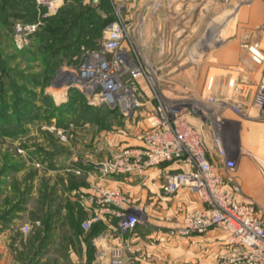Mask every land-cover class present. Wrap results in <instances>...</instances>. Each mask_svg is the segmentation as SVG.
I'll use <instances>...</instances> for the list:
<instances>
[{"label": "rangeland", "instance_id": "1", "mask_svg": "<svg viewBox=\"0 0 264 264\" xmlns=\"http://www.w3.org/2000/svg\"><path fill=\"white\" fill-rule=\"evenodd\" d=\"M5 1L10 7L5 9L2 18L0 16V264H102L92 240L104 230L92 223L88 230L80 226L86 215L78 206L74 194L87 190L92 184L86 179L89 171L86 161L102 162L109 158L113 153L109 145L127 132L124 118L106 114L100 109H92L98 117H103L100 122L92 116L93 112L83 117V103L99 107L103 105L93 104L84 95L82 99L71 94L54 82L57 70L64 65L75 64L90 48L76 46L64 53L53 51L52 56L49 49L57 43L55 36L41 37V33H37L45 26H62L60 22L70 18V13L64 12L76 7L77 1L63 0L59 7L64 12L61 9V12L51 13L41 7L32 9L28 0ZM232 1L153 0L158 12L147 20L150 26L146 25L145 28L139 26L143 23L139 12H142L147 0H98L95 8L102 14L104 9L110 10L113 19L119 14L126 15V23L130 27L125 42L127 50L137 55L144 67L148 68L155 91L164 95L159 78L171 79L170 75L165 76L168 75L166 72L174 67L175 71L171 74L176 73L182 66L178 61L185 60L187 63V58L200 54L197 34L201 27L185 29L189 30V41L183 43L179 41L181 37H176V43H171V46L165 43L157 45L155 41L144 47L141 36L156 38L153 33H157L155 23L159 21V36L175 38L182 25L181 6L176 5L182 3L184 9L186 5L192 7L199 4L202 7L203 4L208 20L204 35L201 34V39L204 38L201 45H208L216 41V30L224 34L234 9L223 8L220 13H212ZM81 2L89 4V0ZM194 13L196 15V8ZM191 15L188 13L189 17L184 18L190 21V25L196 19L195 15ZM155 16L158 18L156 21ZM214 19L218 24H213ZM17 21H39L36 33L20 48L12 40L13 24ZM107 24L101 27L97 41L103 39ZM134 29L140 37H133ZM160 53L161 58L158 57ZM162 64L164 67L160 70L153 68ZM178 64L181 66L177 67ZM57 129L67 134L66 141L60 139ZM105 176L101 174V177ZM167 200L166 206L161 207L158 200L149 199L148 196L142 198L138 202V209L143 213L141 224H146L151 217L176 214L178 210L172 208L173 200ZM162 208H168L170 215L163 214ZM188 211L192 210L178 211L182 218L180 224L168 229L170 235H177L176 231ZM73 222H78L79 227H75ZM26 224L29 230L23 232L22 226ZM111 230L118 233L113 227ZM187 242L198 246L193 248L194 251L198 250L194 254L210 260V264L246 263L245 250L229 244L218 229H213L209 236Z\"/></svg>", "mask_w": 264, "mask_h": 264}, {"label": "crops", "instance_id": "2", "mask_svg": "<svg viewBox=\"0 0 264 264\" xmlns=\"http://www.w3.org/2000/svg\"><path fill=\"white\" fill-rule=\"evenodd\" d=\"M152 1L147 0L143 4L142 12H139L140 20L143 21L140 27L145 28L149 25L147 20L158 12ZM181 4L176 5L181 6L182 25L174 35L175 38L166 39L159 36L158 32L161 27L157 21L155 23L157 33H153L156 38L141 36L144 39V47L149 42L155 41L157 45L174 44L176 37H181L182 39L178 40L186 43L189 41V30L187 32L185 29L192 26L196 29L201 27L197 35L199 44L202 46L204 38L201 39V34L204 35L208 20L205 18L203 4L202 7L199 4L192 7L186 5L184 9ZM223 8L234 9L233 17L224 28V34L221 35L220 30H216L218 33L216 41L208 45L204 44L202 47L199 46L197 50L200 54L190 56L189 59L185 58L187 63L185 60L178 61L182 66L178 64L177 67H181L176 73L171 74L175 71L174 67L166 72L168 75L165 76L170 75L174 80L169 77L163 80L159 78L158 82L162 85L165 97L172 100L181 99L198 105L197 112H186L187 121L193 129H197L202 134L207 159L215 163L219 171L222 169L223 160L217 156L215 145L212 142V132L216 131L225 146L228 158L235 162L233 174L240 183L242 197L252 200L258 215L262 216L264 213V109L256 107L254 99L257 92L264 87V58L261 62L253 61L248 46L259 49L264 57V0H233L212 15L220 13ZM188 13H192V17L196 16L192 25L189 24V20L184 19L187 18ZM122 18L128 21L125 14ZM156 19H158L157 16H155V21ZM213 22L214 25L218 24L217 19ZM132 34L133 37H140L136 29ZM123 48L127 50L125 43H123ZM162 53L158 55L159 58L162 57ZM155 67L160 70L164 64L153 68ZM137 100L139 105L132 115L124 117V128L127 131L124 133L127 135H120L118 140L109 145L113 153L123 146L138 145L141 130L148 126L146 114L152 109L154 101L150 98L148 88L142 82L137 89ZM232 104L239 107V114L231 109ZM218 123H220V128L217 126ZM86 163L99 162L87 160ZM183 168L185 166L182 162H174L151 167L145 177L135 173H118L101 177L100 169L92 167L89 168L86 179L91 183L97 182L120 190L130 197L132 203L138 208V202L146 196L149 199L158 200L161 207L166 206L167 199L173 200L172 208L178 211L203 208V203L199 198L184 188L166 196L161 193L162 173ZM178 211L173 216H167V213L170 215L168 208H162L161 212L167 217H151L146 224H141V220L136 224L133 232L120 235L116 232L112 233V225L101 222L105 226L104 231L92 242L97 254L101 257L102 264H110L111 248L121 246L122 243H127L126 264H210V260L194 254L198 250L194 251L193 248H198V246L187 241L189 239L199 240L201 236H209L213 229L220 231L221 229L214 227L203 233L183 237L178 234L172 236L168 229L180 224L182 216L178 215ZM110 218L116 221L114 217ZM104 220L106 219L101 221ZM100 252L103 254L100 255Z\"/></svg>", "mask_w": 264, "mask_h": 264}, {"label": "built area", "instance_id": "3", "mask_svg": "<svg viewBox=\"0 0 264 264\" xmlns=\"http://www.w3.org/2000/svg\"><path fill=\"white\" fill-rule=\"evenodd\" d=\"M36 7L49 13L57 11L63 0H33ZM12 40L17 48L27 43L36 31L39 21L29 23L17 21L13 24ZM129 26L119 14L110 21L104 36L96 48L89 49L75 64L64 65L57 70L54 79L64 90L77 88L93 104H104L118 109L124 117L132 115L139 105L137 89L140 82L149 90L153 107L146 114L147 128L139 135V144L123 146L109 158L99 162L101 174H137L145 177L151 167L165 163H183L185 168L162 173L161 193L170 195L181 188L196 195L203 208L184 214L182 225L176 233L180 236L203 233L211 228L221 229L228 243L245 250V264H264V213L259 216L255 203L242 197L237 177L233 174L235 162L228 158L218 133L212 132V142L217 156L223 160L219 171L215 163L207 159L203 136L187 121V111L197 112L198 105L184 100H172L157 93L154 80L138 56L123 48ZM255 62L263 60L259 49L248 46ZM257 107L264 109V87L254 99ZM240 113L237 105H230ZM61 140H67L62 129L56 131ZM86 218L80 222L84 230L91 223L105 217H114L118 234L133 232L143 214L132 200L120 190L100 183H92L87 190L74 194ZM23 232L29 225L22 226ZM127 243L111 248L110 264H126ZM103 253L100 252V255Z\"/></svg>", "mask_w": 264, "mask_h": 264}, {"label": "trees", "instance_id": "4", "mask_svg": "<svg viewBox=\"0 0 264 264\" xmlns=\"http://www.w3.org/2000/svg\"><path fill=\"white\" fill-rule=\"evenodd\" d=\"M77 1L78 5L76 7H71L70 11L64 12L62 7H58L59 9L57 11L64 12L65 14L70 13L69 15V20L66 19L63 21H61V25L60 27H56V26H52V27H48L45 26L42 28V30L37 33V35H39L41 33V37H44L45 35H50V36H55L54 39L57 40L56 45H53L52 48L49 49V51L51 50L52 53H50V55H54L53 51H62L63 53L65 51H68L69 48H76V46H85L88 47L90 49L96 48L99 43L101 41H97V35L100 32L101 27H103V25L109 23L110 21L114 20L111 15V11L104 9V13H100L96 11L95 7L90 6V4H83L81 2V0H75ZM28 4L32 9H36V4L34 3L33 0H28ZM99 4V3H98ZM9 4L5 1V0H0V16L2 18V14H4L3 12H5L6 8H9ZM43 8V7H41ZM14 16L18 17L17 14H15ZM43 19H48V18H43ZM36 33V31L34 33H32L31 35H34ZM30 35V36H31ZM29 36V37H30ZM68 37H71L70 39ZM71 94H75L77 96H79L80 98L84 99L83 94L75 87H70L68 90ZM103 106L99 107V106H93L91 104L87 103H83L81 106L84 109L83 111V117L88 116L87 114H91L93 112L92 109H100V110H104V112L106 114H110L112 116H122V114L118 111V109H111L109 107H107L106 105L102 104ZM70 108L72 109V106H70ZM93 117H95V119L100 122L101 119L103 117H98L96 111L95 114L93 112ZM124 118V116H122ZM88 168H92L93 165L91 163H87ZM80 210V209H79ZM81 211V210H80ZM82 212V211H81ZM82 214L84 215V213L82 212ZM106 220L104 221H97L92 223V225H96L101 227V230L103 231L105 226H103L101 224V222H107L110 225H112L113 228H116L115 225V220H111V218H107L105 217ZM100 222V223H99ZM73 225L75 227H79L78 226V222H73ZM95 228V227H93ZM99 229V228H98ZM80 232V231H79ZM78 233V232H77Z\"/></svg>", "mask_w": 264, "mask_h": 264}, {"label": "water", "instance_id": "5", "mask_svg": "<svg viewBox=\"0 0 264 264\" xmlns=\"http://www.w3.org/2000/svg\"><path fill=\"white\" fill-rule=\"evenodd\" d=\"M98 0H89V4L92 7H95L97 4ZM93 165V167L97 168V169H101L103 167V165L101 163H91Z\"/></svg>", "mask_w": 264, "mask_h": 264}]
</instances>
